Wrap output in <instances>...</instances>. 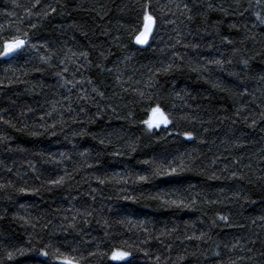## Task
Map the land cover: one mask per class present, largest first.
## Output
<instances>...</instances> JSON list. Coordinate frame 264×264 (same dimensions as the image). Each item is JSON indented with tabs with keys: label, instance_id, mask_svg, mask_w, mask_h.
<instances>
[{
	"label": "trees",
	"instance_id": "trees-1",
	"mask_svg": "<svg viewBox=\"0 0 264 264\" xmlns=\"http://www.w3.org/2000/svg\"><path fill=\"white\" fill-rule=\"evenodd\" d=\"M257 14L264 0H0V50L28 41L0 58V264H264ZM157 105L172 123L149 131Z\"/></svg>",
	"mask_w": 264,
	"mask_h": 264
},
{
	"label": "snow or ice",
	"instance_id": "snow-or-ice-1",
	"mask_svg": "<svg viewBox=\"0 0 264 264\" xmlns=\"http://www.w3.org/2000/svg\"><path fill=\"white\" fill-rule=\"evenodd\" d=\"M37 3H39V0H37ZM261 0H256V4L260 5ZM209 7H211V5H209ZM144 11H143V29L142 31L139 32L138 35H136L135 40L137 44H146L148 42V38L152 32V28L153 25L155 23L153 16L151 14H149L148 12V8L149 5L145 4L143 6ZM185 9H187V6L185 5ZM56 9L53 7L51 8V12H55ZM243 13H241L242 15ZM257 20L260 21L261 24H264V16H261L259 14L256 15ZM188 19H192L191 16L188 17ZM233 27H235V25H233ZM28 41L22 37H14L12 40H6L2 43V50H0V58L3 57H7L15 52H17L18 50L23 49L26 45H27ZM228 43H231V41H228ZM83 56L87 57V53H82ZM101 55H103V53H101ZM217 63H220V61H217ZM246 63V62H245ZM171 67V65H169V68ZM167 69H165L166 71ZM65 71H67V69H65ZM262 79H264V77H262ZM93 91H96L95 89H93ZM98 95H100L101 97L103 96V93H97ZM149 95H151L149 93ZM139 96L141 98H144L145 93L144 92H140ZM81 99H88V97L86 96H82ZM151 111V116L150 118L144 120V124L147 126V129L150 131L152 129H159L161 126H164L165 128L168 127L169 124L172 123V121L169 119V115H167L165 113L164 110L161 109V107L159 105L155 106V107H151L150 108ZM262 117H264V113L261 114ZM253 124H255V121H253ZM183 135L191 140L193 139V136L191 133L189 132H185L183 133ZM101 143H103V141H101ZM131 148H133L134 150V145H130ZM145 164H149L148 160L144 161ZM91 166V165H89ZM152 168V172L151 175L152 176H160L162 174H167V175H175L178 174V171H185V170H189V165L186 164H181L179 166V170L177 169V167L169 164L167 165V167L163 164H155V165H151ZM232 175L235 177L236 174L232 173ZM240 179H243V177H239ZM139 180L141 182H148L149 180V176L147 175H141L139 177ZM64 180L63 178H60L58 180H54L52 181L53 184H63ZM105 181L104 180H99V183L103 184ZM6 186L5 185H0V189H4ZM20 192H24L25 189L24 188H20L19 189ZM93 191H95V189H93ZM163 203L166 205H173L176 207H191V204H186L184 203L183 200H179V199H172V200H168L165 199L163 200ZM192 203H195V200L192 201ZM219 219L221 221H225L227 222L228 218L226 216H220ZM73 220H75V217H73ZM84 223H87V221L85 220ZM71 227H75V225H71ZM193 237H189V239H192ZM201 237H196V239H200ZM73 252L76 251V249H72ZM48 253H44V255H47ZM91 255L93 256H98L99 253L98 252H93L91 253ZM6 256L8 260H12L13 258V253L12 252H6ZM129 256V253L125 252V251H115L112 253L111 255V259L113 260H123L125 258H127ZM81 259H83V257H76V256H65L63 258L62 264H81ZM159 259V257H157V260Z\"/></svg>",
	"mask_w": 264,
	"mask_h": 264
},
{
	"label": "water",
	"instance_id": "water-1",
	"mask_svg": "<svg viewBox=\"0 0 264 264\" xmlns=\"http://www.w3.org/2000/svg\"><path fill=\"white\" fill-rule=\"evenodd\" d=\"M154 21H155V20H154ZM155 28H156V23H154V25H153L152 32H151V34H150V36H149V38H148V42H147L146 44H137V43H136V40L134 39V44H135V46H137V47L140 48V49H145V48H147V47L149 46V44H150V42H151V39H152V36H153V34H154V32H155ZM142 29H143V27H142ZM142 29H141V31H142Z\"/></svg>",
	"mask_w": 264,
	"mask_h": 264
},
{
	"label": "rangeland",
	"instance_id": "rangeland-1",
	"mask_svg": "<svg viewBox=\"0 0 264 264\" xmlns=\"http://www.w3.org/2000/svg\"><path fill=\"white\" fill-rule=\"evenodd\" d=\"M128 258H129V256L127 258L123 259V260H113V261H115V262H122V261H126Z\"/></svg>",
	"mask_w": 264,
	"mask_h": 264
}]
</instances>
